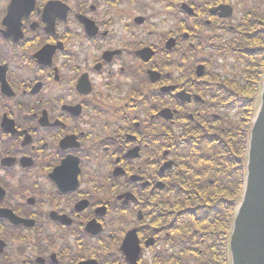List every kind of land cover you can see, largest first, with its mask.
<instances>
[{
    "label": "flooded vegetation",
    "instance_id": "obj_1",
    "mask_svg": "<svg viewBox=\"0 0 264 264\" xmlns=\"http://www.w3.org/2000/svg\"><path fill=\"white\" fill-rule=\"evenodd\" d=\"M234 1L0 0V264H131L129 230L136 264H223L192 234L177 201L191 197L177 188L204 174L212 183L208 161L210 176L238 168L253 98L165 42L186 6L195 15L178 26L190 37L237 32ZM219 6L231 18L211 12ZM198 65L204 80L192 77Z\"/></svg>",
    "mask_w": 264,
    "mask_h": 264
},
{
    "label": "trees",
    "instance_id": "obj_2",
    "mask_svg": "<svg viewBox=\"0 0 264 264\" xmlns=\"http://www.w3.org/2000/svg\"><path fill=\"white\" fill-rule=\"evenodd\" d=\"M252 12L255 22L247 23L246 26H244V29L248 30L249 33L245 44H242V48L245 49L244 55L240 56L245 66L243 71L247 77L245 80L248 82V87L245 89L238 87V90L245 95L249 93L256 99L259 91L261 74L264 71V32H262V27H264V8L256 11L253 10ZM233 43L235 42L220 46L218 53H230L231 49L229 45ZM237 45L239 46L238 43ZM251 108L250 113L252 110ZM249 118L246 126L249 124ZM237 137L240 139L241 135L237 134ZM245 147L246 137H243L242 145L238 147V168H236L233 173L230 170H225L223 164L221 172H217V175L213 172L214 176H210L211 170L209 168L216 169L217 164L208 161L206 169L212 183L208 181L207 175H202V172L201 182L185 183L177 188L191 197L189 200L187 198H178L177 201H182L181 205L184 203V206L178 207L184 213H188L187 219L189 220H187V223H189L188 226L190 227L192 225V234L202 237V233H204L207 246L212 247V251H209L217 253L223 260V264H228V237L233 211L239 199L243 184V155ZM225 148V146L222 147L223 155L230 149V147H228V149ZM208 156H211V150L208 152ZM166 199L169 198L166 197ZM215 238H217V240Z\"/></svg>",
    "mask_w": 264,
    "mask_h": 264
},
{
    "label": "water",
    "instance_id": "obj_3",
    "mask_svg": "<svg viewBox=\"0 0 264 264\" xmlns=\"http://www.w3.org/2000/svg\"><path fill=\"white\" fill-rule=\"evenodd\" d=\"M171 46L172 42L168 44V47ZM197 74L201 75L200 69ZM181 99L188 101L189 96L181 95ZM160 115L166 119L167 111ZM122 249L130 261L136 259L138 247L133 232L128 234ZM229 253L231 264H264V78L259 106L250 131L246 179L241 201L235 211Z\"/></svg>",
    "mask_w": 264,
    "mask_h": 264
}]
</instances>
